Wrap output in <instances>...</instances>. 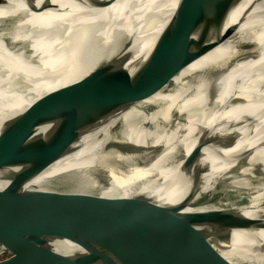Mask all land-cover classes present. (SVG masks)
Returning <instances> with one entry per match:
<instances>
[{"label":"bare ground","instance_id":"1","mask_svg":"<svg viewBox=\"0 0 264 264\" xmlns=\"http://www.w3.org/2000/svg\"><path fill=\"white\" fill-rule=\"evenodd\" d=\"M148 1L116 0L107 7L87 5L81 9L65 0H53L63 8L61 11L21 12L24 17L18 19L12 7L26 9L22 0H9V4L1 6L0 26H5L0 27V129L24 115L37 101L64 99L53 93L100 66L120 60L140 43L142 48L125 63L134 74L139 57L154 45L149 39L152 33H160L176 6L174 2L166 10L155 9ZM42 2L37 0L38 4ZM207 2L229 9L228 17L220 30L213 28L208 36L199 37L196 32L207 24L205 15L200 17L190 44L193 62L174 78V87L168 86L135 103L131 110L110 115L83 131L75 151L35 177L31 186L53 192L49 196L91 193L109 196L111 202L122 197H142L146 205L133 217L134 222L141 223L151 214L177 206L191 196L197 187L199 170L209 168L216 153L235 152L239 148L235 144L245 137L248 125L258 126L254 115L250 118L241 113L250 111L246 100L257 98L253 90L264 88V0ZM73 13L83 14L75 17ZM161 17H165L164 25L158 23ZM134 31L141 36L131 44L129 35ZM5 35L12 43L22 44H9ZM105 77L99 73L93 84L100 85ZM232 108L238 114L237 122L222 119V114L232 112ZM119 119L124 122L122 140L138 146L132 153L121 154L109 146L114 143L111 127ZM146 121L153 123L150 129L141 126ZM62 126L57 119L45 122L37 127L35 136H41L44 143H54L53 137ZM221 126L240 132L239 139L227 144V150L217 142L207 143L220 133ZM248 146L251 145L240 150ZM256 159L264 163V138L247 162ZM230 162L233 165L235 160ZM235 170L229 174L210 173L211 177L209 172L205 173L201 193H215L219 188L212 189L219 176L229 175L222 187L228 191ZM210 207L239 211L220 227L205 226L191 245L215 249L233 264H264V192L253 195L248 204L218 203ZM202 209L210 208L188 207L186 211ZM53 246L68 252L79 249L67 241ZM78 264L99 263L86 260Z\"/></svg>","mask_w":264,"mask_h":264},{"label":"water","instance_id":"2","mask_svg":"<svg viewBox=\"0 0 264 264\" xmlns=\"http://www.w3.org/2000/svg\"><path fill=\"white\" fill-rule=\"evenodd\" d=\"M22 1L27 9L35 13L63 9L53 0H43L41 4L37 0ZM67 1L77 4L86 2L91 7L101 8L116 0ZM148 2L155 9L161 7L166 10L174 2L176 6L165 25V17L158 20L164 27L158 35L152 33L149 39L154 45L145 56L139 57L134 74L131 75L125 63L129 56L136 55L139 47L142 48L140 43L120 60L103 68L100 66L99 70L94 69L81 80L53 93L64 96V99L37 101L24 115L10 120L0 129V264H78L86 260L99 264H233L215 249L191 245L205 226L220 227L239 211L210 207L223 194L222 187L229 175L219 176L212 189L219 188L215 193H201V181L207 172L209 176L210 173L229 174L256 152L264 138L263 87L253 90L257 92V98L246 100L250 111L241 113L250 118L254 115L258 126L246 124L247 133L235 146L239 147L237 150L251 146L237 152L222 150L216 153L210 167L204 166L199 170L197 187L191 196L177 206L151 214L144 222L133 220L140 208L146 205L142 197H122L111 202L109 196L91 193L49 196L53 192L30 184L53 163L74 152L83 131L110 115L131 110L135 103L154 96L168 86L173 88L174 78L193 62L190 44L194 41V30L199 26L200 17L205 15L207 24L196 33L205 37L211 29L222 28L229 12L222 5L208 4L207 0ZM7 4L9 0H0V7ZM12 8L19 15L15 16L17 19L24 17L18 7ZM130 13L134 15L133 11ZM82 14L73 13V16L81 17ZM4 26L5 23H2L0 27ZM136 31L129 35L131 44L141 36ZM99 73L106 77L100 85H94L93 81ZM106 79H109L107 83ZM231 110L222 114V119L237 122L236 109ZM56 119L63 126L58 127L54 143H44L41 136H35L37 127ZM142 125L150 129L153 123L146 121ZM123 126L122 119L113 124L110 132L114 143L109 146L123 152L121 154L132 153L138 146L122 140ZM225 128L221 126L220 133L212 136L207 143L217 142L229 149L227 144L239 139L240 132ZM219 158L225 161L221 162ZM232 160H235L233 165ZM188 207L210 209L186 211ZM60 241L73 243L79 249L69 252L59 250L53 243Z\"/></svg>","mask_w":264,"mask_h":264},{"label":"rangeland","instance_id":"3","mask_svg":"<svg viewBox=\"0 0 264 264\" xmlns=\"http://www.w3.org/2000/svg\"><path fill=\"white\" fill-rule=\"evenodd\" d=\"M65 2L71 4L70 6H74L75 8L79 7L81 9L83 7L85 8L88 5L86 2L82 4H77V2L67 0H65ZM29 11L31 10L27 8L21 10V12L23 13H27ZM6 39L9 44L14 45L15 47L20 46V44H22V42L20 41L12 43L7 36ZM241 165H239L241 167L238 166V170L236 169L235 174H233V176L231 177L229 181L230 187L228 191H224L223 194L219 196V198L215 201L214 204H248V202L252 200L253 195L264 192V190H262L264 188V163L259 160H253L251 162H246V164L244 163Z\"/></svg>","mask_w":264,"mask_h":264}]
</instances>
